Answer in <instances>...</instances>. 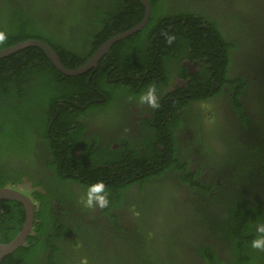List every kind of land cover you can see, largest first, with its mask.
Masks as SVG:
<instances>
[{"label": "trees", "instance_id": "trees-1", "mask_svg": "<svg viewBox=\"0 0 264 264\" xmlns=\"http://www.w3.org/2000/svg\"><path fill=\"white\" fill-rule=\"evenodd\" d=\"M147 1L142 29L116 41L82 74L61 73L36 46L0 58V187H16L25 176L41 189L28 193L35 203L30 235L0 264H80L84 257L88 264H172L177 259L168 252L184 239L181 231L192 230L224 250L200 242V264H264V251L250 243L264 224V87L256 89L259 75L250 65L258 50L251 43L241 49L236 40L241 11L232 6L231 26L221 30L194 0ZM143 15L138 0H0V31L7 36L0 49L41 40L73 69ZM165 34L176 40L168 44ZM184 60L195 62L196 71ZM239 67L254 79L233 75ZM173 73L183 85L167 92ZM153 85L160 107L141 120L139 134L112 140L86 133L95 121L126 120L130 103L139 106V96ZM223 95L238 123L227 120L225 132L222 117L211 116L205 125L190 108ZM186 128L191 142L178 137ZM195 147L203 161L192 169ZM206 165L222 176L219 185L203 177ZM97 181L105 183L110 201L101 215L119 233L109 247L102 245V230L83 216L91 209L80 203ZM122 211L134 231L121 226ZM24 217L20 202L0 199V243L15 237Z\"/></svg>", "mask_w": 264, "mask_h": 264}, {"label": "flooded vegetation", "instance_id": "flooded-vegetation-1", "mask_svg": "<svg viewBox=\"0 0 264 264\" xmlns=\"http://www.w3.org/2000/svg\"><path fill=\"white\" fill-rule=\"evenodd\" d=\"M162 2H165V0H161ZM182 0H180L181 2ZM234 1V4L232 3ZM194 5L198 7V9H201L203 14L207 15V17L212 21L218 22V28L223 30V28H227L231 26V22L228 21L229 13L232 9V6L237 7L241 11L238 13L241 18V22L243 21V24L241 23L237 28L235 32L236 40L238 42H243V46H241V49L247 48L248 44H253L257 49L258 53L256 55H251V57L255 58L254 61L259 62L261 59H264V0H194ZM199 11V10H198ZM234 10L231 12L233 13ZM235 13V12H234ZM237 13V12H236ZM235 13V14H236ZM233 28H236V24L233 25ZM261 49V51H260ZM260 51V52H259ZM240 52V51H239ZM182 65H186L189 71H196V63L195 62H189L188 60H184L181 62ZM257 67L252 68V71L256 69ZM248 70V69H247ZM245 68L239 67L233 69V75L238 76L239 73L243 74L245 79H248L247 73L248 72ZM239 71V73H238ZM256 72V71H253ZM250 79H254V76ZM177 81H182V84L177 85ZM183 85V80L179 77V75L173 73L170 75L168 80V86L166 91L167 92H173L176 86L181 87ZM171 88V89H170ZM170 89V90H169ZM218 104L221 107L222 112V121H223V129L224 132L227 130V120L230 121V123H233V125L237 126L238 123L236 122V116L234 112L231 109L230 103L228 101L227 95L220 96L218 99H215ZM245 104L246 108V102L242 99V101ZM191 106L193 104H190ZM223 105V108H222ZM128 109L130 111L129 116H127L126 120L119 121V119H114V121L108 122V124H103L101 120L95 121L93 124H88V131L86 133H100L103 136H108V139L117 138L119 136H126L127 138L133 137L136 134H139V124L143 118L150 119L151 115V108H149L147 105H141L139 103V106L134 105L133 103H130L128 106ZM224 112V113H223ZM247 113V110L244 111ZM206 125V123H205ZM186 135L183 133L180 134L178 137L179 139L185 140L186 138L188 141L191 142V134L190 129L186 128ZM192 137L194 136L193 132ZM99 134V135H100ZM225 135V134H224ZM113 140V139H112ZM113 146H116V143H113ZM200 154L198 152V148H194L193 155H192V161L190 166L192 165V169L199 166V163L202 162V158H200ZM203 157V156H202ZM204 170V171H203ZM204 176L209 182L211 180H215L216 183L219 185L222 180V176L214 168H210L206 165L205 168H203ZM23 184H27L30 188L29 191L25 192L21 186ZM16 189H19L26 193L28 195L29 192H32L34 190H40L39 187H32L31 182L26 180L25 176L22 178V183L18 184L16 187H13ZM188 191V190H187ZM188 193H190L188 191ZM251 193V192H250ZM29 196V195H28ZM252 196H249V199H251ZM187 198V196H186ZM55 204V202H54ZM127 211L119 212L117 213L118 217L120 218V224L123 226L124 230H128L130 232L134 231V225L128 223V217H127ZM63 215V214H61ZM84 218H86V221L91 223V226H98L100 230H102V240L104 239V243L102 245L106 246H112L115 243L113 242V235L119 234L117 233L114 228L110 225V219L106 215H101V209H95L90 210L89 212H85L83 215ZM153 222L155 223V227L162 225V218L156 217L155 220L153 219ZM205 232V231H204ZM155 233V231L153 232ZM201 234V235H200ZM206 235H203L202 230L200 233L196 230L192 231H181L180 235L182 238V242L177 246V250L174 252L170 251L168 252L166 248L163 247V251H167L169 254V258L176 257L177 260H172V264H200L201 260L196 254V247L200 244V242H210L212 245H215L213 247L216 248V250L223 254L224 250L222 249L221 244H216L213 239H210L207 235V233H204ZM109 244H108V243ZM217 245V246H216ZM166 252V253H167Z\"/></svg>", "mask_w": 264, "mask_h": 264}, {"label": "water", "instance_id": "water-1", "mask_svg": "<svg viewBox=\"0 0 264 264\" xmlns=\"http://www.w3.org/2000/svg\"><path fill=\"white\" fill-rule=\"evenodd\" d=\"M138 1H140L144 6V15L142 19L134 26L109 37L94 51V53L83 64H81L76 68L70 69L65 67L61 63L58 55L53 50V48L49 44L37 39H28V40L20 41L3 49H0V58L5 57L11 53H14L27 46H36L43 50V52L50 60L52 65L61 73L65 75L82 74L88 69L92 67H96L99 60L104 56V54L108 53L110 47L116 41L134 34L138 30L142 29V27L146 24L150 14L149 3L147 0H138ZM0 199L16 200L20 202L25 209L24 221L22 223L19 232L9 242L0 243V261H1L3 257L13 253L16 249H18L20 246L25 244L26 239L30 235L34 223L35 203L26 193L10 186L0 187Z\"/></svg>", "mask_w": 264, "mask_h": 264}, {"label": "clouds", "instance_id": "clouds-1", "mask_svg": "<svg viewBox=\"0 0 264 264\" xmlns=\"http://www.w3.org/2000/svg\"><path fill=\"white\" fill-rule=\"evenodd\" d=\"M7 39L5 32L0 31V44H3ZM165 39L168 44H172L176 37L174 35L165 34ZM139 103L147 105L151 109H158L160 107L159 97L157 95L156 86H150L139 96ZM80 203L87 209H105L109 207L108 191L103 181H97L88 185L84 195L80 198ZM257 236L251 240V247L253 249L264 251V224L256 226ZM80 264H88L87 258H81Z\"/></svg>", "mask_w": 264, "mask_h": 264}, {"label": "rangeland", "instance_id": "rangeland-1", "mask_svg": "<svg viewBox=\"0 0 264 264\" xmlns=\"http://www.w3.org/2000/svg\"><path fill=\"white\" fill-rule=\"evenodd\" d=\"M260 51H261V49H260ZM259 51V52H260ZM258 53V52H257ZM250 65H252V66H254V67H257L256 69H254L253 71H256V73L259 75V81H260V83H259V81H258V83H257V85H256V89L258 90V89H262L263 87H264V59H261V61H259V62H256V61H254V60H251L250 61ZM238 73H239V71H238ZM240 74V73H239ZM247 76H248V79H250V77L252 78L253 76H251L250 75V73H247ZM178 84H182V81H177V85ZM171 89V88H170ZM169 89V90H170ZM264 89V88H263ZM254 96L255 97H257V103H260V101L258 100V97H259V92H256L255 94H254ZM263 97L262 98H264V94L262 95ZM259 101V102H258ZM260 104H262V110H264V100H262L261 101V103ZM192 110L191 111H193V108H196V112H197V114L199 115V117L202 119V121H203V123H208V121H209V119H210V117L211 116H216V117H218V118H221L222 117V112H221V107H220V105L218 104V102L216 101V100H209V101H206L205 103L204 102H202V103H198V104H193L191 107H190ZM194 114V113H193ZM257 115V117H256V119H259L260 117V113H258V112H256L255 113V116ZM263 119V118H262ZM264 120V119H263ZM184 134V135H186L187 133H186V130L185 129H183L182 130V132H181V134ZM190 134H191V141L193 140V138H194V136L192 137V133H191V130H190ZM188 141V139L186 138L185 139V141ZM191 168H193L192 167V165L190 166ZM21 188L25 191V192H27V191H29L30 190V188L28 187V185L27 184H23L22 186H21ZM186 189V188H185ZM84 195V194H83ZM187 195H189V193H188V191H187V189L186 190H184V196L186 197ZM183 196V195H182ZM151 239H153L152 238V236L150 235L149 237H148V239H147V241H151Z\"/></svg>", "mask_w": 264, "mask_h": 264}]
</instances>
